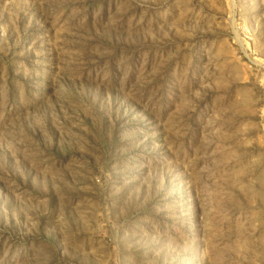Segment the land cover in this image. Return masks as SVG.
<instances>
[{"label":"rangeland","instance_id":"obj_1","mask_svg":"<svg viewBox=\"0 0 264 264\" xmlns=\"http://www.w3.org/2000/svg\"><path fill=\"white\" fill-rule=\"evenodd\" d=\"M0 264H264V0H0Z\"/></svg>","mask_w":264,"mask_h":264}]
</instances>
